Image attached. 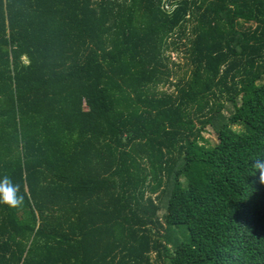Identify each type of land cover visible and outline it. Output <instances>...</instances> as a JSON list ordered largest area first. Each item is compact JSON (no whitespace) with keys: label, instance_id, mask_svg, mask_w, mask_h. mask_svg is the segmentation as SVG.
Returning <instances> with one entry per match:
<instances>
[{"label":"trees","instance_id":"obj_1","mask_svg":"<svg viewBox=\"0 0 264 264\" xmlns=\"http://www.w3.org/2000/svg\"><path fill=\"white\" fill-rule=\"evenodd\" d=\"M263 78L264 0H0V264H264Z\"/></svg>","mask_w":264,"mask_h":264},{"label":"clouds","instance_id":"obj_2","mask_svg":"<svg viewBox=\"0 0 264 264\" xmlns=\"http://www.w3.org/2000/svg\"><path fill=\"white\" fill-rule=\"evenodd\" d=\"M253 177L261 185H264V157H257L251 165ZM20 186L14 184L10 177L4 176L0 179V203L11 208H18L23 205L24 196L20 195Z\"/></svg>","mask_w":264,"mask_h":264},{"label":"rangeland","instance_id":"obj_3","mask_svg":"<svg viewBox=\"0 0 264 264\" xmlns=\"http://www.w3.org/2000/svg\"><path fill=\"white\" fill-rule=\"evenodd\" d=\"M173 57H174V59L177 60V61L180 60V58H179V54H178V53H175V55H173ZM181 59H182V60H181L182 63H183V62H185V63H183V65H182V63H181L182 67H181L180 71H176V72H179V73L176 74V77H175L177 80H179V78H182V76H185L186 74H188V73H186V65H185L187 59H186V57H182ZM181 61H180V62H181ZM263 79H264V78H263ZM204 135H205V138H206V139H211V140H212V143H213V141H215V134H214V131H213L212 128H209L208 131H207Z\"/></svg>","mask_w":264,"mask_h":264},{"label":"built area","instance_id":"obj_4","mask_svg":"<svg viewBox=\"0 0 264 264\" xmlns=\"http://www.w3.org/2000/svg\"><path fill=\"white\" fill-rule=\"evenodd\" d=\"M167 7H168V6H167ZM168 9H170V8L168 7ZM169 11H171V10H169ZM175 53H176V52H172V54H171V56H172V60H173V61H177V60H175L174 57H173V55H175Z\"/></svg>","mask_w":264,"mask_h":264}]
</instances>
